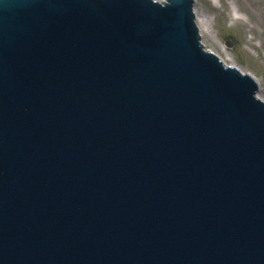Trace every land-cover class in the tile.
Returning <instances> with one entry per match:
<instances>
[{
	"label": "water",
	"instance_id": "95a60500",
	"mask_svg": "<svg viewBox=\"0 0 264 264\" xmlns=\"http://www.w3.org/2000/svg\"><path fill=\"white\" fill-rule=\"evenodd\" d=\"M194 4L0 0V264H264L259 82Z\"/></svg>",
	"mask_w": 264,
	"mask_h": 264
},
{
	"label": "rangeland",
	"instance_id": "374dc122",
	"mask_svg": "<svg viewBox=\"0 0 264 264\" xmlns=\"http://www.w3.org/2000/svg\"><path fill=\"white\" fill-rule=\"evenodd\" d=\"M233 6L241 18L233 17ZM195 12L207 18L212 30L203 37L205 47L224 55L221 40L234 63L257 78L259 94L264 96V0H196Z\"/></svg>",
	"mask_w": 264,
	"mask_h": 264
},
{
	"label": "bare ground",
	"instance_id": "6f19581e",
	"mask_svg": "<svg viewBox=\"0 0 264 264\" xmlns=\"http://www.w3.org/2000/svg\"><path fill=\"white\" fill-rule=\"evenodd\" d=\"M159 1H163V0H159ZM195 3H196V0H195ZM194 10H195V4H194ZM233 17L236 18V19H239L241 18V14H239V9L235 8L233 6ZM197 22H198V26H199V29H200V33H201V40H203V37L206 36V35H209L212 33V30L209 29V26H208V21H207V18H205L204 16L202 17H197ZM220 44L222 51L224 52V55H221V54H218L220 55L219 57L221 58V60L226 64V65H234V61L232 60L233 58L231 57V53L230 51L224 46L223 42L221 40H219L218 42ZM229 44V43H228ZM230 45V44H229ZM232 62H231V61ZM234 63V64H233ZM237 65V64H235ZM238 66V65H237ZM240 69V68H239ZM241 70V69H240ZM242 71V70H241ZM246 73V72H244ZM260 88V87H259ZM257 96L259 98H261L263 101H264V96H261L259 94V90L257 91Z\"/></svg>",
	"mask_w": 264,
	"mask_h": 264
}]
</instances>
